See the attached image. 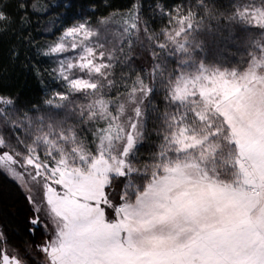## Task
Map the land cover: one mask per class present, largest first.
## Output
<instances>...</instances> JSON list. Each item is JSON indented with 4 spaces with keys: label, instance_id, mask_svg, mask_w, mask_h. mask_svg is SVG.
<instances>
[{
    "label": "snow or ice",
    "instance_id": "6c2138e0",
    "mask_svg": "<svg viewBox=\"0 0 264 264\" xmlns=\"http://www.w3.org/2000/svg\"><path fill=\"white\" fill-rule=\"evenodd\" d=\"M149 7L0 6L44 92L0 91V174L31 238L0 225V264H264V0Z\"/></svg>",
    "mask_w": 264,
    "mask_h": 264
},
{
    "label": "trees",
    "instance_id": "16d2710c",
    "mask_svg": "<svg viewBox=\"0 0 264 264\" xmlns=\"http://www.w3.org/2000/svg\"><path fill=\"white\" fill-rule=\"evenodd\" d=\"M63 0H39L40 4L55 5L62 3ZM134 0H74L75 13H89L98 9L96 15L99 16L105 11L107 6L126 11ZM156 0H143L146 12H150V5ZM160 3L175 5L177 3H195V0H159ZM222 3L228 4L232 0H221ZM19 0H0V6L7 4L8 11L17 21L22 18L16 15V9ZM109 11L112 9L109 8ZM64 9L61 8L60 12ZM58 14L53 12L50 15L32 16V24L35 26L29 31L38 42H45L50 39V31H55L60 27L59 22H55ZM155 24H160V19L157 17ZM19 24L13 26L12 30L7 34H3L0 30V91L8 90L13 92L23 91L26 98L42 97L44 95L43 85L34 79L33 73L27 68L22 56L20 61H17L12 55L11 50L15 48L18 51H24L27 55H31L28 49L23 48L19 38L15 36ZM41 60V66L48 67V63L44 58L36 57ZM239 57H233L232 62L235 63ZM24 193L18 184L9 179L4 174H0V225L5 226L9 246H15L21 250L25 247L24 241L31 238L23 230L22 215L24 211ZM15 213V214H14ZM37 242L39 240L37 239ZM30 259H33L30 257ZM35 259V258H34Z\"/></svg>",
    "mask_w": 264,
    "mask_h": 264
},
{
    "label": "rangeland",
    "instance_id": "374dc122",
    "mask_svg": "<svg viewBox=\"0 0 264 264\" xmlns=\"http://www.w3.org/2000/svg\"><path fill=\"white\" fill-rule=\"evenodd\" d=\"M9 179H11L10 177H8ZM12 180V179H11ZM13 181V180H12ZM15 182V181H14ZM17 183V182H16ZM19 186V185H18ZM21 190H22V192L24 193V190L22 189V188H20ZM35 259H39V260H42L43 259V257H42V255L41 256H39V257H35Z\"/></svg>",
    "mask_w": 264,
    "mask_h": 264
}]
</instances>
